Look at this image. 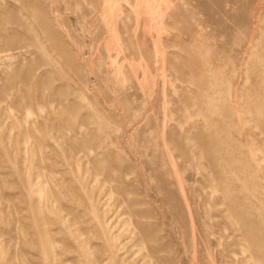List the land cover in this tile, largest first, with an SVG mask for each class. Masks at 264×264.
Here are the masks:
<instances>
[{
	"label": "rangeland",
	"instance_id": "1",
	"mask_svg": "<svg viewBox=\"0 0 264 264\" xmlns=\"http://www.w3.org/2000/svg\"><path fill=\"white\" fill-rule=\"evenodd\" d=\"M0 264H264V0H0Z\"/></svg>",
	"mask_w": 264,
	"mask_h": 264
}]
</instances>
